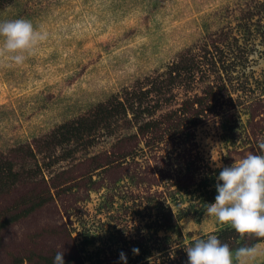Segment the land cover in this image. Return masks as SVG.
Segmentation results:
<instances>
[{
  "label": "rangeland",
  "instance_id": "obj_1",
  "mask_svg": "<svg viewBox=\"0 0 264 264\" xmlns=\"http://www.w3.org/2000/svg\"><path fill=\"white\" fill-rule=\"evenodd\" d=\"M16 18L47 39L21 64L0 53V164L19 175L0 221L32 209L0 231V264H187L227 226L201 211L218 166L260 152L264 0L0 3ZM73 121L95 128L57 144Z\"/></svg>",
  "mask_w": 264,
  "mask_h": 264
},
{
  "label": "clouds",
  "instance_id": "obj_2",
  "mask_svg": "<svg viewBox=\"0 0 264 264\" xmlns=\"http://www.w3.org/2000/svg\"><path fill=\"white\" fill-rule=\"evenodd\" d=\"M47 39V32L26 18L0 20V53L9 62L21 64L26 55ZM259 153L249 152L229 166L219 165L215 176L214 202L206 203L205 212L218 223L229 225L241 236L264 238V138L258 140ZM138 253L137 248L132 249ZM187 264H253L264 256V248L244 245L232 250L215 234L199 238L187 247ZM121 264L127 256L121 251ZM53 264H66L64 251H57Z\"/></svg>",
  "mask_w": 264,
  "mask_h": 264
},
{
  "label": "trees",
  "instance_id": "obj_3",
  "mask_svg": "<svg viewBox=\"0 0 264 264\" xmlns=\"http://www.w3.org/2000/svg\"><path fill=\"white\" fill-rule=\"evenodd\" d=\"M10 1L11 0H0V3H6V2L8 3ZM176 72H178V71L176 70ZM194 104H196V102ZM102 114H103V116L100 117V119H102L104 117L103 120H107V118H111L112 117V114H111V112L108 109L107 110H102ZM145 127H149V124H145L144 128ZM94 128H95L94 126H91V127L87 126L86 127V125H84L82 123H81V125H78L74 121L70 122V123H66L64 125H61L55 131L60 136L61 135L63 136L62 140L58 141L57 144L69 143L70 141H74V140L78 141V140L82 139L84 133L88 134L91 131V129L93 130ZM53 134H55V133H53ZM18 176H19L18 172H14L13 166H12V164L10 162L1 163L0 164V193H4L5 191H7L8 188H10V186L12 187L14 185V183L18 180ZM210 194H211V196L209 198L207 197L208 199H207L206 203L214 202L215 195L217 194L215 187H214V191L210 192ZM202 203L203 204H202V210L201 211H204L205 207H206V203H204V201H202ZM30 210H32V209H30ZM30 210L24 211L23 214L9 216V218H5L4 219L2 217V220L0 221V231L3 228H5L6 226H8L9 224H11L12 222H14V220L17 217H21V216H24V215L28 214ZM182 216L183 215L178 217V219H181ZM166 219L167 218H165V220ZM164 227L167 230H174L175 229V222L172 224L168 220L165 223ZM214 234L217 235V237L221 240L222 243L229 244V246H230V248L232 250H235L236 248H238L237 245H239L241 243V240L245 236H251V234H247V235L241 236L234 229H232L229 225H227L224 228L219 229ZM263 240H264V238H258L257 237L253 242H251L250 245H255L256 243L261 242ZM85 242L87 244H92L93 243V239L89 238V239L85 240ZM0 246H1V236H0ZM138 260H140V259H138ZM12 264H23V260L14 259ZM44 264H53V261L49 260V259H45ZM83 264H85V262H83Z\"/></svg>",
  "mask_w": 264,
  "mask_h": 264
}]
</instances>
